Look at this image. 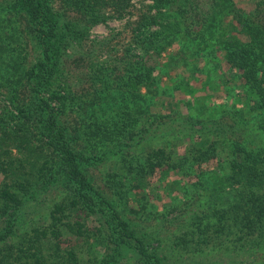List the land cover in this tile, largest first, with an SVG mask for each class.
<instances>
[{
  "label": "trees",
  "instance_id": "trees-1",
  "mask_svg": "<svg viewBox=\"0 0 264 264\" xmlns=\"http://www.w3.org/2000/svg\"><path fill=\"white\" fill-rule=\"evenodd\" d=\"M151 1L93 40L131 0H0V264H264V0ZM195 61L222 107L157 116L159 70L193 95Z\"/></svg>",
  "mask_w": 264,
  "mask_h": 264
},
{
  "label": "rangeland",
  "instance_id": "rangeland-1",
  "mask_svg": "<svg viewBox=\"0 0 264 264\" xmlns=\"http://www.w3.org/2000/svg\"><path fill=\"white\" fill-rule=\"evenodd\" d=\"M253 1L254 0H236V3L241 8L245 10H249L252 7ZM151 3H152L151 0H131L132 6L129 7L130 13L126 14V16L123 17L122 19L113 17V18H108L107 20H105V22L97 23L96 25L90 28L89 37L93 40H101L104 37L113 36L117 32L123 30V27L126 25L127 21H132L133 19L136 18L141 7L145 9V6ZM127 36H129V31L121 36L119 35L115 37L113 40L114 41H117L118 39L123 40ZM176 48L177 47H173L170 52L176 53ZM200 67H203V62L195 61L194 64L188 68L187 71H184L183 68L181 67H177L174 70H172V73L173 72L181 73L184 77L188 76L187 73L189 72L195 74V78L191 77L190 79L191 80L190 83L192 87L196 89L193 95H188V94L185 95L181 90L175 88L176 85L178 84L177 83L178 80L176 78L169 80L166 77L164 71L165 72L167 71L168 69L167 67L161 68L162 70L161 71L159 70V73L158 70H156V73L163 75L162 79L164 85L161 84L160 89L165 90V92L160 95V100L162 101V103H164L162 104V107L160 108L159 105L152 107V111L155 114H157V116L162 112L168 114L170 110L180 111L183 113H188L189 111L192 112L191 109H188L187 103L185 102L186 100L191 99L190 97L198 98L197 100H200V102H204L207 105H213L215 107H220V108L222 107L226 99L224 84L221 83L220 79H217L215 83L203 86L205 85L204 83L206 82V79H208V74L203 72V69L201 70ZM224 69H227L226 65H224ZM234 90L235 92L238 93L241 91L239 88H235ZM101 168L103 167H100V170ZM98 169L99 168L94 170L95 175L99 174ZM1 177L2 176H0V179ZM61 189H63V185H60V188L53 190V193L57 194L60 192ZM147 190L149 192L148 193L149 200L152 201L156 206L160 207V204L162 202L167 201L168 199V197L166 196L167 194L164 191V189H162L161 183L157 180L156 175L150 178V182ZM157 195H159L158 198ZM39 198L41 199V196H39ZM46 202L47 199H45L41 205H38V202L35 204V202H33L32 200L29 207L22 211L23 215L19 216L18 221L20 222L19 223L20 229L23 227L22 222H25L30 218L34 219L35 221L39 220V216L43 214V211L45 209L44 203ZM26 210L30 211V214L27 217L25 216L27 215V213H25ZM82 218L84 219V226L88 227L89 229L94 228L95 225L97 226V222L99 221L98 220L99 217L96 216L95 213H90L88 214V216L82 214ZM66 240H71V243L76 246V250L80 253L81 257L87 256L86 255L87 248H85L87 241L85 238L78 240L74 235L68 234ZM90 242L92 243V239L89 240V243ZM91 243L89 244L90 247L88 248V251H90V253L92 252V250L99 251L98 246L95 243H92L91 245ZM100 250L101 252L104 251L103 248H101Z\"/></svg>",
  "mask_w": 264,
  "mask_h": 264
}]
</instances>
